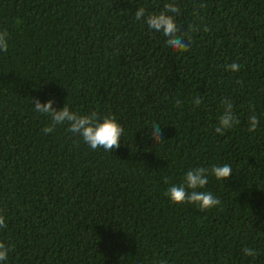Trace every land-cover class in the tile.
<instances>
[{
    "label": "trees",
    "instance_id": "16d2710c",
    "mask_svg": "<svg viewBox=\"0 0 264 264\" xmlns=\"http://www.w3.org/2000/svg\"><path fill=\"white\" fill-rule=\"evenodd\" d=\"M169 0H0L2 264H264V0H176L189 48L174 52L135 11ZM236 62L239 72L226 66ZM202 98L196 107L194 98ZM33 98L123 127L93 150ZM228 99L239 124L215 133ZM181 103H177V101ZM259 125L248 131V118ZM163 140L153 142L152 125ZM230 165L201 211L165 195L193 168ZM254 249L256 257L242 249Z\"/></svg>",
    "mask_w": 264,
    "mask_h": 264
},
{
    "label": "clouds",
    "instance_id": "9594fccd",
    "mask_svg": "<svg viewBox=\"0 0 264 264\" xmlns=\"http://www.w3.org/2000/svg\"><path fill=\"white\" fill-rule=\"evenodd\" d=\"M179 9L176 0H169L164 4V11L159 13H146L144 7H139L135 11L136 20H143L149 29L160 33L165 38V43L169 49L174 52H185L189 48L186 42V34L181 33L174 19ZM9 49V33L7 30H0V52L7 53ZM241 65L233 62L226 66V69L232 72H239ZM33 109L36 113L46 115L50 118V123L42 129L47 135L56 130L58 126L67 125V131L80 137L91 149L102 148L105 152L111 153L121 145V136L124 132L123 127L117 122V118L112 114L100 116L96 111L87 114H80L70 110L64 104L60 109L53 107V100L49 99L41 103L38 98H33ZM181 103V101H177ZM192 103L199 107L202 104V98L196 97ZM223 111L218 118V124L215 133L224 135L226 131L231 130L239 124L233 111V104L230 100L222 101ZM259 125L256 115L248 118V131L254 132ZM151 139L153 142L163 140L161 126L158 123L152 125ZM232 173L230 165H215L211 169L200 167L188 170L184 177L183 183L171 185L168 187L165 195L173 204H195L201 211L210 210L221 204V201L214 197L210 192L199 191L204 189L209 182V175L214 176L217 180H226ZM5 218L0 215V229L6 228ZM11 245L0 241V264L8 260ZM245 256L256 257L258 253L251 248L242 249Z\"/></svg>",
    "mask_w": 264,
    "mask_h": 264
}]
</instances>
